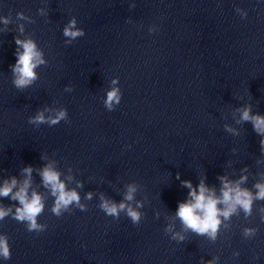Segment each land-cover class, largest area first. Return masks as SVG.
I'll return each instance as SVG.
<instances>
[{
	"label": "clouds",
	"instance_id": "obj_1",
	"mask_svg": "<svg viewBox=\"0 0 264 264\" xmlns=\"http://www.w3.org/2000/svg\"><path fill=\"white\" fill-rule=\"evenodd\" d=\"M7 22L8 21L5 20V23ZM76 24L77 21L74 17L63 29V35L69 38L68 43L85 35L84 30L82 28H77ZM15 43L18 46V49L16 52V63L11 66L14 76L13 84L17 89H24L37 79V73L34 70L39 65L44 64L45 61L42 59V53L37 50V46L32 40L22 41L19 38H16ZM20 48H22L23 51H20ZM113 83H115V81ZM121 99L122 93L119 88H112L107 92L106 99L103 103L107 110L113 111L115 110L114 105H119ZM249 112L250 110L245 108L242 112L241 119L245 121L251 120L255 131L258 134L264 133V117L259 115L251 116ZM67 117L68 112L66 109L60 110L55 117H49L47 121L43 112H38L35 117L30 118V122H47L50 125H56L61 120H67ZM261 144H264V140L261 141ZM23 171L30 176L32 168L29 166ZM41 175L45 185H50L53 195H56L57 197L52 209L54 214L59 216L61 209H67L73 202L79 204L80 197L78 193L75 190H66L65 184L60 181L59 174L56 171L46 167ZM28 183V180H25L24 187L12 196V199L18 200L21 205V207L16 209L14 219L19 222H27L28 231L40 232L44 230V226L37 222V217L42 213L44 206L41 202V197L38 194L33 193L31 199L28 198ZM183 184L190 189L189 196L192 197V199L178 204L176 216L187 228H190L199 234L210 233L214 237L219 224L218 216L220 214L216 205L220 201L213 196L205 195V193L208 192V189L203 182L198 185V192L196 189L192 188L190 181H183ZM15 185V178L11 180L10 184L5 181L4 187L0 188V196H9V193ZM256 187L259 189L257 198L264 199V185L257 184ZM225 189L226 190H223L222 192L223 202L229 203L234 199L235 204L241 205L246 212L250 211L252 197L249 192L237 189L235 190V195L233 197V190L229 188L227 183L225 184ZM135 190L134 186L129 185L124 201L133 200V193ZM88 198H91V193L88 194ZM124 201L117 204L113 201L102 198L100 208L106 215L113 217H118L120 212L126 211L127 216L131 218L133 224L138 223L140 220V214L131 206L126 205ZM80 207L83 210V206L81 205ZM232 210L233 208H229V210L225 211L223 215L227 217ZM10 212L11 208H0V219H3ZM181 239H183V237H181ZM0 257H3L4 260H9L11 258L10 246L6 236L0 237ZM209 264H212V262L210 261Z\"/></svg>",
	"mask_w": 264,
	"mask_h": 264
}]
</instances>
